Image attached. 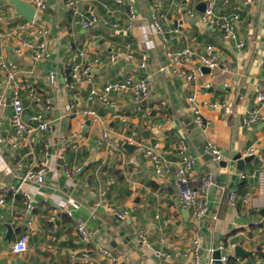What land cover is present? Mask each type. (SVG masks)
Instances as JSON below:
<instances>
[{
  "label": "crops",
  "instance_id": "crops-1",
  "mask_svg": "<svg viewBox=\"0 0 264 264\" xmlns=\"http://www.w3.org/2000/svg\"><path fill=\"white\" fill-rule=\"evenodd\" d=\"M45 1L46 9L37 13L36 21L48 30L49 56L38 62L27 50L14 51L23 39L37 40L18 26L27 18L14 6L9 8V1L0 4V54L12 62L15 71L9 82L0 74L4 101L0 104V192L4 188L11 191L0 207L1 264H111L95 250L98 246L107 248L119 264H157L156 248L167 252L173 264H187L192 260L188 248L194 239L203 249L199 256L203 264H209L212 247H219L224 239L235 264H264V202L258 193L264 185V117L249 127L243 123L254 95L264 89V0L236 2L240 5L237 27L241 47L205 28L199 19L202 11L197 9L204 0H158L157 8L155 0H80L82 9L122 24L113 29L97 23L87 30L79 28L64 0ZM215 4L223 13L230 10L221 0ZM127 5L137 14L129 29L123 27ZM116 7L119 12L111 14L109 10ZM188 9L194 14L189 15ZM148 10L155 16L161 10L164 17L160 21L166 28L179 25L180 33L173 35L168 45L156 32ZM127 43L135 55L132 60L126 57ZM207 44L229 71L217 68L187 80L162 68L166 48L189 47L199 53ZM75 49L85 51L82 62L89 66L98 90L107 81L133 74L148 75L153 91L139 109L129 92L110 93L108 103L89 100L88 85L68 86L64 81L69 65L77 60ZM142 53L146 55L144 66L139 65ZM109 54L115 56L114 61L107 58ZM183 63L187 73L196 66L193 56ZM49 72L54 74L52 81ZM25 82L31 83L35 92L21 90L24 118L38 116L40 121H50L54 130H35L30 142L23 138L16 147H8L11 86ZM240 88L244 93L239 96ZM190 95L198 102L204 127L191 119L186 103ZM67 102L74 104L73 112L64 109ZM82 108L94 109L97 117L81 115L78 110ZM31 123L37 125L38 120ZM100 128L109 131L116 149L97 148ZM137 129L150 130L149 137L139 133L137 137L159 143L168 160L167 171L156 173L135 149L130 152L118 143ZM208 140L221 150V161L214 162L205 153ZM181 144L194 159L188 174L191 185L200 189L210 178L204 193L208 210L198 219L180 205L173 182ZM45 145L51 158L43 182L21 181L25 168L42 158ZM249 147L254 148V157L236 170L233 156H243ZM246 190H251L252 199L243 203L241 196ZM232 192L236 194L234 202L229 198ZM25 194L33 200L30 212L25 211ZM114 211H127L128 215L121 219ZM78 221L84 222L90 236L87 258L78 252L83 249L74 228ZM7 223L13 229L10 241L5 239ZM20 234L27 235L26 250L14 253L11 245ZM236 243L252 250L250 255L235 256L231 245ZM72 252H77V257L71 256Z\"/></svg>",
  "mask_w": 264,
  "mask_h": 264
},
{
  "label": "built area",
  "instance_id": "built-area-1",
  "mask_svg": "<svg viewBox=\"0 0 264 264\" xmlns=\"http://www.w3.org/2000/svg\"><path fill=\"white\" fill-rule=\"evenodd\" d=\"M5 0H0V4ZM25 2L32 5L35 9L34 17L31 21L21 22L18 26L21 30H26L37 37V40H25L23 39L20 44L14 49L16 53H20L23 50H27L34 62H38L49 56V47L47 42L48 30L43 26L37 24V13L43 12L46 9L47 3L45 0H24ZM224 5H229V11L223 13L215 6L216 0H207L205 9L199 13V19L205 28L218 31L223 39L232 40L235 42L236 47H241L243 45L242 41L238 39V27L237 23L240 20V5L236 4L237 0H221ZM243 3H247L250 0H242ZM64 6L68 12L75 18L79 28L82 30H87L97 23H102L108 25L113 29L121 28L118 19H110L108 17H101L97 12L91 9H82L80 6V0H64ZM154 7L160 6L158 0L154 1ZM9 8H13L11 4ZM111 14L118 13L119 9L109 10ZM188 14L193 15V10L188 9ZM136 10L132 5H127L126 8V19L124 21V28H131L133 21L136 18ZM164 17V13L158 10L155 14L152 12V21L156 32L160 36L162 42L166 45L170 42L173 35L180 33L179 25L176 24L174 28H166L161 24V19ZM72 47L70 46V49ZM126 48L128 52L126 57L129 60L135 58V55L131 49V44L127 43ZM75 55L77 60L69 65V72L64 76V81L68 86L74 85H88V99L98 100L102 103H108V98L110 93H120L129 92L132 99L139 104L137 108L139 109L141 102L153 91L154 86L151 78L148 75L134 76L133 74H124L119 78L107 81L104 83L100 90L95 86V82L91 76L90 68L88 65L83 64L82 60L86 53L83 49H75ZM166 65L162 68H168V71L174 76H183L187 80L194 79L196 76L202 75V66L213 69H220L221 71H229L230 68L226 65L221 66L217 56L213 52V46L207 44L204 47V52H194L189 47L180 48L177 50H172L166 48ZM193 56L195 58L196 66L191 70V72H186L183 68V62L186 57ZM107 58L114 61L115 56L109 54ZM98 58H94L97 61ZM146 62V55L141 54L139 57V65L144 66ZM0 74H3L7 81H11L15 77L14 66L10 60L5 58L0 54ZM49 79L52 81L54 79V74L49 72ZM1 86V83H0ZM25 89L29 94H34L35 90L31 83H23V85L13 84L11 86L10 93V122L12 125V132L9 137L6 138V145L8 147H16L19 140L26 138L30 142V136L35 130H41L46 133H51L54 127L50 121H40L39 117H29L24 118V105L21 97V90ZM4 103L3 97L0 93V104ZM187 109L191 116V119L195 125L198 127H204L205 120L201 114L198 102L196 101L194 95L187 97ZM64 109L68 112H73L75 107L74 104L67 102L64 105ZM262 109H264V89L258 91L251 104L247 107L245 114L243 116V123L245 126H252L263 119ZM78 112L83 116H90L93 118L97 117V112L92 108H82ZM33 120H38L37 125H32ZM138 133L131 130L126 136V142L135 145V150L137 153L146 158L153 170L156 173L168 170V160L163 156L160 145L157 141L147 142L138 139ZM107 147L111 150L116 149L117 145L110 136L109 131L106 128L99 129V138L97 140V148ZM204 151L210 156L211 160L214 162L221 161L223 159L221 150L219 147L208 140L205 142ZM254 153V148H247L243 156L250 155ZM179 160L176 163L173 172V182L176 187L177 197L179 203L182 207L189 210L191 216L195 219L202 217L208 210L206 199L204 193L210 182V178H207L203 182V186L200 189L193 187L189 181L188 174L194 166V159L186 153L184 144L180 145L178 150ZM51 158V153L48 146H44L42 149V158L37 162L28 165L21 175V181H32L41 183L44 180V176L47 171L49 160ZM133 161V160H131ZM8 190L3 189L0 192V207L5 202V196ZM259 198L264 202V185L258 188ZM25 201V211L30 212L33 207V200L29 194L24 195ZM229 198L232 202L236 200L235 193H229ZM252 199L251 190H246L241 196V201L243 203H248ZM70 214L69 211H67ZM114 214L121 219H124L127 215V211L119 212L114 211ZM30 223V222H29ZM75 232L77 236V242L83 245V249L78 251L81 258H87L89 255V249L87 248L90 243V236L86 230L83 221H78L75 225ZM27 245V235L20 234L17 240L11 245V250L14 253H20L26 250ZM233 246V245H231ZM200 248L199 241L194 239L190 247L188 248V253L191 254L192 260L190 264H198L199 256L197 251ZM223 252L221 256V261L223 264H227L228 260V244L221 243L219 247ZM95 250L102 256L108 258L111 264H119L111 252L105 248L98 246ZM155 254L158 258L157 264H173L169 258V254L160 248L154 249ZM77 252H72L71 256L77 257Z\"/></svg>",
  "mask_w": 264,
  "mask_h": 264
},
{
  "label": "water",
  "instance_id": "water-1",
  "mask_svg": "<svg viewBox=\"0 0 264 264\" xmlns=\"http://www.w3.org/2000/svg\"><path fill=\"white\" fill-rule=\"evenodd\" d=\"M6 1H9L13 6L14 8L16 9V12L18 14H21L23 15L24 17L27 18L28 21H31L34 17V14H35V9L32 5H30L29 3L25 2L24 0H6ZM207 4V0H204V1H201L197 4V9L199 11H203L205 9V6ZM152 11L151 10H148V16L149 18L152 20ZM203 72H210V68L206 67V66H202L201 67ZM244 93V88H240L239 91H238V94L240 96V94ZM137 133L145 136V137H149L150 135V130L146 129V130H139L137 129L136 130ZM118 143L123 147L125 148L126 150L128 151H132L135 149V145L132 144V143H129V142H126V141H123V140H119ZM202 154H203V150L200 149L199 150ZM208 157H210L208 155ZM254 157V153L253 154H250V155H245V156H242V154L240 153H237L233 156L232 160L235 162V169L236 170H240L241 167H242V164L244 162H247L249 160H251L252 158ZM223 164V166L225 165V163H221ZM222 175V174H221ZM221 178L223 176H220ZM6 227H7V232H6V235H5V239L10 241L11 240V237L13 235V229H12V226L11 224L7 223L6 224ZM232 249H233V253L235 256H238V257H244V256H249L250 253L252 252V250H246L244 249L241 244L239 243H236L232 246ZM202 251L203 249L200 247L197 251V255L200 256L202 254ZM223 252L221 251L220 248L216 247L215 245L212 247V250L210 252V256H209V264H223L222 261H221V256H222ZM204 262L201 260L198 262V264H203ZM0 264H1V261H0ZM187 264H190V262H187Z\"/></svg>",
  "mask_w": 264,
  "mask_h": 264
},
{
  "label": "trees",
  "instance_id": "trees-1",
  "mask_svg": "<svg viewBox=\"0 0 264 264\" xmlns=\"http://www.w3.org/2000/svg\"><path fill=\"white\" fill-rule=\"evenodd\" d=\"M68 72H69V70L66 71V73H68ZM6 196H7V197H10V196H11V191L7 192ZM16 196H17V195H16ZM17 197H18V196H17ZM17 197H16V198H17ZM223 243H224V244H227V242H226L225 239L223 240ZM88 248H90V245H88ZM227 264H235V262H234V258H233L232 256H228Z\"/></svg>",
  "mask_w": 264,
  "mask_h": 264
}]
</instances>
